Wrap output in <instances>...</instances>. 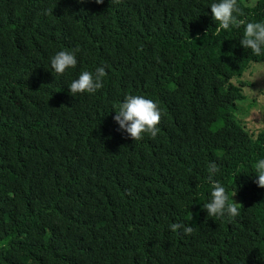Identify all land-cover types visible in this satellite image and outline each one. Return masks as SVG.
Returning a JSON list of instances; mask_svg holds the SVG:
<instances>
[{
    "label": "trees",
    "instance_id": "1",
    "mask_svg": "<svg viewBox=\"0 0 264 264\" xmlns=\"http://www.w3.org/2000/svg\"><path fill=\"white\" fill-rule=\"evenodd\" d=\"M216 2L0 0V264H264V126L235 118L264 54L243 26L215 31ZM238 5L264 22V1ZM77 49L55 74L51 57ZM101 66L102 88L70 95ZM129 94L158 104L155 139L117 130ZM213 161L234 218L204 210Z\"/></svg>",
    "mask_w": 264,
    "mask_h": 264
},
{
    "label": "clouds",
    "instance_id": "2",
    "mask_svg": "<svg viewBox=\"0 0 264 264\" xmlns=\"http://www.w3.org/2000/svg\"><path fill=\"white\" fill-rule=\"evenodd\" d=\"M84 3L85 0H80ZM97 4H103L104 0H95ZM110 3H119V0H110ZM211 15L217 27V33L227 30L230 26H243V36L240 44L245 49L260 56L264 54V22H249L246 19H239L243 15L238 0H219L212 3ZM76 51L61 50L51 57V69L57 75H63L67 69L75 68L78 60ZM107 75L105 67H97L95 74L90 71H82L78 77L69 85L70 95L76 97L78 94L95 93L103 87V78ZM116 115L113 120L118 124V131L127 133L125 138L138 142L144 138V134H150L155 139L160 131L158 125L162 120V112L158 104L140 95H127L124 101L115 109ZM255 175L258 177L254 183L264 188V159H260L254 165ZM210 175L208 182L211 185L210 200L204 204L208 217L234 218L239 215V203H229V196L226 189L213 177L220 171L217 163L213 161L208 166ZM171 231L182 230L184 235H191L194 231L191 225L184 223H172L169 225Z\"/></svg>",
    "mask_w": 264,
    "mask_h": 264
},
{
    "label": "rangeland",
    "instance_id": "3",
    "mask_svg": "<svg viewBox=\"0 0 264 264\" xmlns=\"http://www.w3.org/2000/svg\"><path fill=\"white\" fill-rule=\"evenodd\" d=\"M258 1L260 0H242V5L252 6ZM242 81L246 84L244 91L249 97L238 103L235 118L246 131L252 132L264 126V65H252L245 72Z\"/></svg>",
    "mask_w": 264,
    "mask_h": 264
}]
</instances>
